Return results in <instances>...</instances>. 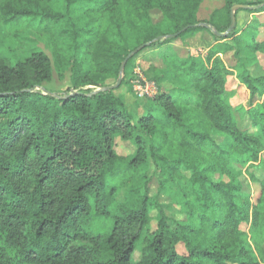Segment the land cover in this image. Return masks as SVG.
I'll list each match as a JSON object with an SVG mask.
<instances>
[{"label": "trees", "instance_id": "trees-1", "mask_svg": "<svg viewBox=\"0 0 264 264\" xmlns=\"http://www.w3.org/2000/svg\"><path fill=\"white\" fill-rule=\"evenodd\" d=\"M202 1L0 0L9 39L36 32L56 62L72 67L73 81L61 97L46 95L42 86L53 76L46 53L14 66L0 58V264H264V180L251 176L260 188L253 199L232 169L236 160L263 164L264 71L243 80L247 118L260 133L244 132L223 98L234 72L221 57L264 56V6L244 10L250 23L223 37L217 32L230 28L235 5L262 4L225 0L202 21ZM154 8L163 14L159 25L151 20ZM203 31L216 41L204 62L176 59L157 70L179 95L160 93L136 117L117 93L125 80L93 94V87L117 83L138 47ZM118 138L136 155H118ZM150 158L182 194L187 222L176 228L161 207L151 216L148 197L135 186ZM120 181L132 191L126 203L116 198Z\"/></svg>", "mask_w": 264, "mask_h": 264}, {"label": "rangeland", "instance_id": "rangeland-1", "mask_svg": "<svg viewBox=\"0 0 264 264\" xmlns=\"http://www.w3.org/2000/svg\"><path fill=\"white\" fill-rule=\"evenodd\" d=\"M245 4H263L264 0H240ZM225 0H203L199 19L207 20L214 10L222 8ZM65 11V5L62 3L61 8ZM237 27L238 31L245 28L253 18V15L244 10H237ZM153 24L159 25L163 21V14L159 9L150 11ZM260 21H264V14L258 16ZM216 44L213 35L207 31L200 32L194 39L183 40L181 38L174 40L171 44L162 47L150 48L142 51L132 60L129 67L124 69L125 85L121 86L117 93L120 94L127 105V108L134 116L140 117L147 113V107L150 102L160 93L175 94L172 83L161 82L162 75L159 69H165L167 63L172 60H195L204 62L209 50ZM35 52L46 53L53 66L52 80L42 86V90L58 94L59 96L67 93L73 87L71 66L63 62H56L46 39L32 30H26L19 42L9 39V34L3 26H0V58L10 65L14 66L18 61H24ZM225 64L234 72L229 76L226 85L224 100L232 106L233 113L239 127L244 132L259 134L260 131L251 126L247 118V109L250 100V92L243 80L246 74L252 76L261 75L264 71V56L262 54L251 55L244 53L239 57L235 51L227 52L221 55ZM93 90H98L95 87ZM115 149L118 155L131 159L136 155L134 148L130 143L118 138ZM263 164L257 165L246 162L243 165L239 161L233 164V172L243 183L245 192L248 191L253 199L259 196L260 188L255 185L251 176L264 180V151L262 153ZM148 171L140 174L136 180V187L142 188V194L146 195L150 203V214L157 218L158 207L166 213L168 223L171 227L187 222V214L183 209V197L176 184H167L163 178L161 170L153 163L150 158ZM190 175L189 172H186ZM253 183V184H252ZM119 189L116 194L119 203H126L128 194L132 193L130 189L123 187L120 181ZM157 222L154 220L151 230H155ZM146 234V233H145ZM181 254H187L184 245L178 246ZM134 262L141 259V242L137 244L133 255Z\"/></svg>", "mask_w": 264, "mask_h": 264}, {"label": "water", "instance_id": "water-1", "mask_svg": "<svg viewBox=\"0 0 264 264\" xmlns=\"http://www.w3.org/2000/svg\"><path fill=\"white\" fill-rule=\"evenodd\" d=\"M263 6H264V3H263L262 5H258V6H254V7H250V6H248V5H235V6L232 8V10H231V26H230V28H229L225 33H218V32H217V34L220 35V36L225 37V36H227L229 33H231L232 31H234V30L236 29V27H237L236 11H237V10L258 9V8L263 7ZM210 30L215 31L212 27H210ZM185 31H186V29H183L180 33H177V34H175V35H169V36H166V37H159L157 40H165V39H168V38H172V37H174V36L178 37L181 33L185 32ZM150 45H151V43L144 44V45L138 47V48H137L136 50H134L133 52H131V53L126 57V59H125V60L123 61V63H122V66H121V69H120V75H119V78H118L116 84H114V85H110V86H107V87H104V88H102V89H98V90H96L95 92H93V94L98 93V92H101V91H103V92L112 91V90L118 88V87L121 85V82H122V80H123V77H124V74H123V73H124V69H125V67H126L127 62L130 60V58H131L133 55L139 53L140 51H142L143 49H145L146 47H148V46H150ZM43 92H44V94H46V95H52V96H58V97H61V96H59L58 94H55V93L49 92V91H47V90H43ZM62 98H64V97H62Z\"/></svg>", "mask_w": 264, "mask_h": 264}]
</instances>
